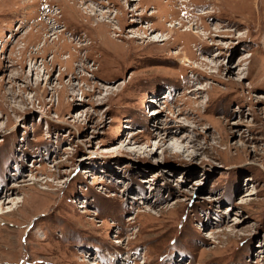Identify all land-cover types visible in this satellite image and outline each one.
<instances>
[{"label":"rangeland","instance_id":"rangeland-1","mask_svg":"<svg viewBox=\"0 0 264 264\" xmlns=\"http://www.w3.org/2000/svg\"><path fill=\"white\" fill-rule=\"evenodd\" d=\"M0 264H264V0H0Z\"/></svg>","mask_w":264,"mask_h":264},{"label":"bare ground","instance_id":"bare-ground-1","mask_svg":"<svg viewBox=\"0 0 264 264\" xmlns=\"http://www.w3.org/2000/svg\"><path fill=\"white\" fill-rule=\"evenodd\" d=\"M94 15H96V14H94ZM97 24H99V23H97ZM97 24H96V25H97ZM165 141H166V140H162V142H165ZM171 144H172V143H171ZM171 147L173 148V146H171ZM87 174H89V173L87 172Z\"/></svg>","mask_w":264,"mask_h":264}]
</instances>
